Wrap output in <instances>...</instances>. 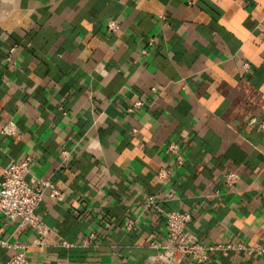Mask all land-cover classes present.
I'll list each match as a JSON object with an SVG mask.
<instances>
[{
	"label": "crops",
	"instance_id": "0c3cea01",
	"mask_svg": "<svg viewBox=\"0 0 264 264\" xmlns=\"http://www.w3.org/2000/svg\"><path fill=\"white\" fill-rule=\"evenodd\" d=\"M27 156L26 179L60 191L45 188L35 209L52 231L45 245L0 213V241L27 244L30 264H145L169 211L189 213L204 246L256 247L264 0H0V175ZM12 254L0 245V264ZM210 264H264V254L218 251Z\"/></svg>",
	"mask_w": 264,
	"mask_h": 264
},
{
	"label": "built area",
	"instance_id": "2783aa9c",
	"mask_svg": "<svg viewBox=\"0 0 264 264\" xmlns=\"http://www.w3.org/2000/svg\"><path fill=\"white\" fill-rule=\"evenodd\" d=\"M109 30L118 29V23L115 19H109L106 22ZM153 38L148 39V45L153 44ZM146 53L145 50L142 51ZM153 93L157 92L155 87L151 88ZM143 106L141 99H136L133 104L127 108V111L133 113ZM168 153L175 156V163L180 166L183 163V155L179 150V145L171 141L165 149ZM66 151L61 152L64 156ZM32 157L27 156L21 161H11L2 170L0 175V213L6 218L17 221L18 228H27L36 233L34 241L37 245H45L49 235L52 233L42 219L35 213L37 205L42 201L45 188H50L49 196L53 199H59L60 191L53 187L48 181L30 178L26 179ZM169 171L160 170L157 174L159 179H165L169 176ZM239 176L234 172L225 173L223 184L228 189H233L239 185ZM154 199L149 197L146 201V208L154 205ZM155 207V206H154ZM160 211L159 209H157ZM165 216V237L161 243H154L157 253L147 257L145 264H210L215 252H220L222 256H227L229 251H245L248 254H264V215L253 219L249 225L252 234L259 238L260 244L256 247H247L243 242L220 243L204 246L199 243L197 237L186 228L191 219L189 213L180 211H169ZM95 238V233L90 231L81 240V245L87 246ZM62 246L69 247L71 244L61 241ZM0 245L12 249L13 254L3 264H30L26 250L28 245L15 241L8 243L0 241Z\"/></svg>",
	"mask_w": 264,
	"mask_h": 264
}]
</instances>
